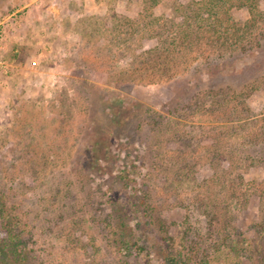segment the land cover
I'll return each instance as SVG.
<instances>
[{
    "label": "rangeland",
    "instance_id": "obj_1",
    "mask_svg": "<svg viewBox=\"0 0 264 264\" xmlns=\"http://www.w3.org/2000/svg\"><path fill=\"white\" fill-rule=\"evenodd\" d=\"M226 1L0 0V186L42 264H264V0Z\"/></svg>",
    "mask_w": 264,
    "mask_h": 264
},
{
    "label": "trees",
    "instance_id": "obj_2",
    "mask_svg": "<svg viewBox=\"0 0 264 264\" xmlns=\"http://www.w3.org/2000/svg\"><path fill=\"white\" fill-rule=\"evenodd\" d=\"M229 1L230 0H227L225 4H228L227 2ZM234 5L235 4L230 5L229 11L234 8ZM220 13V11L216 10L214 13L211 12L210 14L214 16L217 14L220 18ZM210 14L208 13V16ZM249 25H251V23H249ZM249 25L246 22L245 25H241L239 28L237 27L238 32L240 30L244 32ZM233 28V26L228 28L229 34L233 33ZM136 203L137 208L140 210L144 207L147 212L151 208V202L144 201L142 198ZM125 212H127V209L124 213H117L116 211L115 215H110L109 217L108 226L113 228L112 231L115 234L114 244H116L118 248H126L131 251L127 257L131 256V254H133L132 252H135V250L138 254H141L143 251L150 252V247L145 245V242L141 241L142 238L138 236L135 231L127 234L125 233L126 231L124 232L121 230L122 227L127 225L125 221L128 214ZM27 224L29 223L25 221L20 214L14 212L13 208L10 206L9 194L0 186V264H42L44 262L43 256L29 245L31 238L27 237V229L23 227ZM260 228V237L250 246L253 258L257 256L258 250L264 254V221L260 223ZM187 234L193 236L194 231L189 229ZM170 239L174 240L176 238L170 237ZM195 240L198 241V239ZM166 241L164 247H162V253L165 259H163L161 264H208L211 252L209 249L201 245L198 246V244H190L185 247L186 250L184 251L182 247L176 248L175 245ZM124 263L135 264L131 263L129 259H126Z\"/></svg>",
    "mask_w": 264,
    "mask_h": 264
},
{
    "label": "built area",
    "instance_id": "obj_3",
    "mask_svg": "<svg viewBox=\"0 0 264 264\" xmlns=\"http://www.w3.org/2000/svg\"><path fill=\"white\" fill-rule=\"evenodd\" d=\"M6 40V31L0 26V75L8 73L11 69L9 61L4 57L2 51Z\"/></svg>",
    "mask_w": 264,
    "mask_h": 264
}]
</instances>
